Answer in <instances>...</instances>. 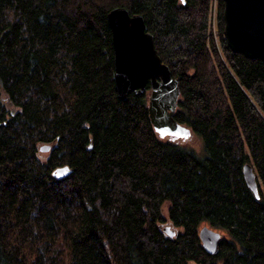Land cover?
<instances>
[{
    "label": "trees",
    "instance_id": "obj_1",
    "mask_svg": "<svg viewBox=\"0 0 264 264\" xmlns=\"http://www.w3.org/2000/svg\"><path fill=\"white\" fill-rule=\"evenodd\" d=\"M211 2L0 0V264H264V66L230 49ZM115 6L143 15L198 148L158 135L148 82L117 97Z\"/></svg>",
    "mask_w": 264,
    "mask_h": 264
},
{
    "label": "water",
    "instance_id": "obj_2",
    "mask_svg": "<svg viewBox=\"0 0 264 264\" xmlns=\"http://www.w3.org/2000/svg\"><path fill=\"white\" fill-rule=\"evenodd\" d=\"M185 2V0H181ZM223 35L234 52L249 58H260L264 66V0H222ZM111 30L114 52V89L123 100L131 91L143 92L149 83L147 110L150 121L161 138L185 139L190 129L173 117L180 93L179 77L173 76L169 66L157 53L153 35L146 28L143 15L130 13L124 6H115L106 13ZM50 143H41L40 151H49ZM69 171L67 165L56 167L52 174L60 178ZM246 185L258 196L256 175L249 163L242 168ZM173 236L175 231L164 226ZM202 245L215 251L221 234L203 225L199 229Z\"/></svg>",
    "mask_w": 264,
    "mask_h": 264
},
{
    "label": "rangeland",
    "instance_id": "obj_3",
    "mask_svg": "<svg viewBox=\"0 0 264 264\" xmlns=\"http://www.w3.org/2000/svg\"><path fill=\"white\" fill-rule=\"evenodd\" d=\"M216 5L217 0H212L211 2V10H210V17H211V25L215 27V11H216ZM4 103L11 109L14 110L15 108L3 97ZM179 142L189 144L191 146H194L195 148L199 147V140L197 137L190 135L189 137H186L185 139H178ZM49 151H37V156L39 159L44 160L48 156ZM162 212L165 216H167V203L163 204L162 206ZM168 226V229H172L175 232L179 231L180 228L177 226H174L169 219H166L164 222L160 224L161 228L164 226ZM190 264H198L195 262H191Z\"/></svg>",
    "mask_w": 264,
    "mask_h": 264
},
{
    "label": "flooded vegetation",
    "instance_id": "obj_4",
    "mask_svg": "<svg viewBox=\"0 0 264 264\" xmlns=\"http://www.w3.org/2000/svg\"><path fill=\"white\" fill-rule=\"evenodd\" d=\"M182 139V138H181Z\"/></svg>",
    "mask_w": 264,
    "mask_h": 264
}]
</instances>
